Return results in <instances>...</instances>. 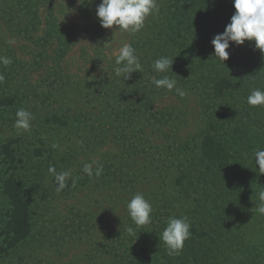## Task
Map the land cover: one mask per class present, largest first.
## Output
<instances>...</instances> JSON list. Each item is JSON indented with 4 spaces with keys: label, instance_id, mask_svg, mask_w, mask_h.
Returning <instances> with one entry per match:
<instances>
[{
    "label": "trees",
    "instance_id": "16d2710c",
    "mask_svg": "<svg viewBox=\"0 0 264 264\" xmlns=\"http://www.w3.org/2000/svg\"><path fill=\"white\" fill-rule=\"evenodd\" d=\"M13 1L24 17L19 32L44 48L51 72L44 81L50 89L46 98L67 105L63 110L52 106L40 125L50 128L48 132L69 133L66 141L74 137L79 144L69 156L53 160L43 129L28 154L14 145L16 141L0 146V262L11 257L15 258L11 264H32L30 241L42 217L37 195L52 160L57 172L71 171L80 154L89 156L109 143L132 140L135 155L151 159L150 183L155 180L162 186L158 192L150 188L143 194L153 207L150 224L137 228L124 210L117 230L103 236L97 252L106 264H264V215L255 210L264 174L259 173L254 155L264 149V106L247 103L252 90H264V53L254 41L232 44L224 65L214 56L211 43L230 23L233 0H158L159 13L149 15L141 31L130 32L129 44L143 71L127 80L115 76V57L105 59L98 75L75 80L64 73L62 64L74 38L60 7L79 0ZM161 56L173 58L167 73L152 67ZM164 75L196 98L204 124L197 140L162 143L178 116L173 107L159 109L156 104L165 96L179 97L175 90L152 83L153 77ZM7 86L0 82L1 108L19 105L6 93ZM111 130L116 134L110 136ZM104 169L89 180L137 194L131 179H123L119 170ZM182 216L190 220L192 235L179 255L169 256L159 237L169 217ZM129 227L135 236L129 235Z\"/></svg>",
    "mask_w": 264,
    "mask_h": 264
},
{
    "label": "rangeland",
    "instance_id": "374dc122",
    "mask_svg": "<svg viewBox=\"0 0 264 264\" xmlns=\"http://www.w3.org/2000/svg\"><path fill=\"white\" fill-rule=\"evenodd\" d=\"M80 2L72 6L62 4L60 7L74 38V44L63 61V71L75 80L98 75V69L105 65V59L114 58L118 55L119 48L130 41L128 31L101 27L96 16V7L101 0ZM13 3V0H0V56H7L12 60L8 66L0 64V74L4 75V84L8 85L6 93L17 98L19 105L0 107V146L8 141H16L14 145H18L22 153L28 154L27 149L35 146L37 137L45 129L40 122L52 113V106H60L63 110L67 105L60 99V103L55 104L51 101L52 97L46 98L49 86L44 81L51 72L47 70L44 48L35 43L34 37L23 36L19 32L24 17ZM44 11L45 7L41 5L40 16L44 15ZM109 42L110 47H103ZM46 51L49 55L50 48ZM27 99L30 100L28 103ZM21 107L29 110L35 117L29 132H18L13 126L15 113ZM156 107H173L174 114L178 116L171 128L172 132L169 129L165 133L169 134V138L163 139L162 143L173 145L199 138L204 124L193 95L165 96L158 101ZM49 129H45L48 135H45L44 142L50 158L55 160L56 156H69L74 149L78 150V140L71 137L66 141L69 133H59L56 130L48 132ZM113 134L116 132L111 130L109 135ZM135 144L132 140H119L99 148L89 156L80 154L71 167L74 182L70 180L68 187L61 192L56 191L54 177L44 169L49 176L42 183L37 195L42 200V205H39L42 217L34 230L35 238L30 241L33 250L29 253L33 259L32 264H106V260L98 255L97 250L104 242L103 236L108 231L117 230L121 222L119 219L124 210L127 211V203L136 194L131 195L120 187H109L97 179L89 180L90 177L83 172V167L86 163L95 161L94 169L102 165L103 171L104 167H109L111 172L119 170L123 179H131L129 184L134 186L136 193L145 194L150 188L158 192V186L162 184L155 180L150 183V179L154 178L148 169L151 159L144 155H135ZM73 188L75 190L72 191ZM0 203H3L1 197ZM45 227L47 229L40 237L39 232ZM10 258L0 264H11L15 258Z\"/></svg>",
    "mask_w": 264,
    "mask_h": 264
},
{
    "label": "clouds",
    "instance_id": "9594fccd",
    "mask_svg": "<svg viewBox=\"0 0 264 264\" xmlns=\"http://www.w3.org/2000/svg\"><path fill=\"white\" fill-rule=\"evenodd\" d=\"M89 2L91 3L92 0H89ZM233 6L235 12L230 18V23L226 25L222 33L216 34L211 41L214 47V56L224 65V62L229 59L228 49L232 44L241 46L245 41H254L255 48L264 53V0H233ZM158 13L157 0H101L96 7V16L101 27L131 33L141 31L146 18L149 15ZM110 46L111 42L103 47L108 48ZM173 62V58L161 56L153 62L152 67L157 73H167L169 69L172 70ZM11 63V58L0 56V64L8 66ZM115 65L116 67L113 69L115 76L124 80L129 79L134 72L140 73L143 71V66L136 55L135 49L128 43H124L119 48L118 55L115 56ZM3 80L4 75L0 74V82H3ZM152 83L157 88H163L169 92L175 90V93L180 97L187 95L186 90L178 87L177 81L168 75H164L159 79L153 77ZM247 103L253 107L264 106V90H252L247 97ZM15 116L14 128L18 132H29L32 121L35 119L33 113L21 107L17 109ZM254 155L259 173L264 174V149H258ZM94 164H96L95 161L86 163L83 167V172L89 177L93 175L99 177L103 172L102 165H98L94 169ZM49 172L54 177L57 192H61L68 187L70 180L74 182L71 171L57 172L54 167H50ZM258 197L259 204L256 205L255 210L264 215V190L258 193ZM127 211L137 228L152 222L153 207L142 193H137L131 198L127 203ZM190 228L191 222L187 216L168 218L166 227L160 234L159 239L164 242L169 256L181 253L185 241L190 239L192 235ZM127 231L130 236L136 235V231L132 227H129Z\"/></svg>",
    "mask_w": 264,
    "mask_h": 264
}]
</instances>
